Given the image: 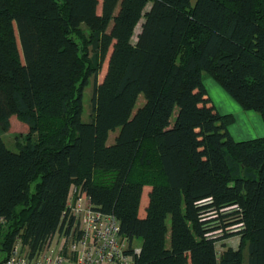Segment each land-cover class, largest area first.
Returning a JSON list of instances; mask_svg holds the SVG:
<instances>
[{"label":"trees","instance_id":"trees-1","mask_svg":"<svg viewBox=\"0 0 264 264\" xmlns=\"http://www.w3.org/2000/svg\"><path fill=\"white\" fill-rule=\"evenodd\" d=\"M204 72L264 118V0H0V264L63 229L73 185L135 264H264V136L235 140Z\"/></svg>","mask_w":264,"mask_h":264},{"label":"built area","instance_id":"built-area-1","mask_svg":"<svg viewBox=\"0 0 264 264\" xmlns=\"http://www.w3.org/2000/svg\"><path fill=\"white\" fill-rule=\"evenodd\" d=\"M65 214L63 229L43 248L31 253L29 246L17 238L2 264H135L118 217L96 208L75 185L71 187ZM7 223L6 217L0 216V229ZM235 237L239 243V236ZM235 237L229 239L233 246Z\"/></svg>","mask_w":264,"mask_h":264},{"label":"rangeland","instance_id":"rangeland-1","mask_svg":"<svg viewBox=\"0 0 264 264\" xmlns=\"http://www.w3.org/2000/svg\"><path fill=\"white\" fill-rule=\"evenodd\" d=\"M195 1V0H194ZM151 4H148L146 9L148 10ZM143 19L137 25L135 30V35L133 36L132 40L135 42L137 39V34L141 30V24ZM109 60V54L106 58H104L101 69L99 71V81H101L107 71ZM203 80L205 86L212 97L214 103L216 104L219 111L223 114H232L234 116V121L229 124V129L233 133L234 138L236 141L247 140L256 138L257 133L259 135H264V118L261 114L257 117L254 110H246L244 109L225 89L222 85H220L209 73L204 72ZM93 93H94V79L90 78L88 85L84 88L83 92V114L82 119L86 122L91 121L93 115ZM174 117L172 118L174 120ZM28 128L23 127L21 123L14 122L11 124V127L6 132H1L2 136L4 137L7 145L9 148L13 150H17L16 143L19 141L24 142L25 134L27 133ZM119 132V129L111 131L110 136L108 139V143L112 144L115 141V138ZM250 135V136H249ZM249 136V137H248ZM151 155L153 153L151 152ZM153 157H155L153 155ZM32 187H35V182L33 183ZM151 189L150 186H145L144 193L141 202V209L140 214L143 216L146 213V206L148 204V197H149V190ZM168 224L171 225V219L168 218ZM235 246L238 245V237L234 238ZM143 240L142 238H137L134 241L135 249H138ZM170 234L168 233L167 238V246L170 247ZM246 260L248 258V251H245ZM2 258V254L0 253V259Z\"/></svg>","mask_w":264,"mask_h":264},{"label":"crops","instance_id":"crops-1","mask_svg":"<svg viewBox=\"0 0 264 264\" xmlns=\"http://www.w3.org/2000/svg\"><path fill=\"white\" fill-rule=\"evenodd\" d=\"M246 110H247V109H246ZM255 114H257L256 117L260 115V114H259L258 112H256V111H255ZM261 116H262V115H261ZM257 118H259V117H257ZM263 128H264V123H263ZM231 134L233 135L232 132H231ZM249 136H250V135H249ZM249 136H248V137H249ZM260 136H264V135H259V134L257 133V136H256V137H260ZM233 137H234V135H233ZM138 249H140V247H139Z\"/></svg>","mask_w":264,"mask_h":264}]
</instances>
